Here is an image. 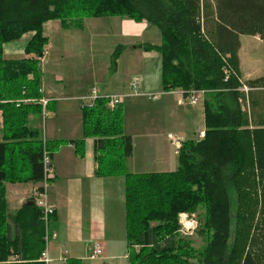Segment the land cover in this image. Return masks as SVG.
<instances>
[{"label": "trees", "instance_id": "16d2710c", "mask_svg": "<svg viewBox=\"0 0 264 264\" xmlns=\"http://www.w3.org/2000/svg\"><path fill=\"white\" fill-rule=\"evenodd\" d=\"M103 16L158 30L161 43L143 49L160 56L162 91L206 93L204 137L181 143L174 171L125 172L132 140L123 132L121 105L110 109L106 100L81 110L79 140L42 139V26L58 21L75 29L84 18ZM28 33L27 58L4 59L3 45ZM240 36L264 43V0H0V264H43L45 228L36 206L43 152L51 162L57 146L68 144L81 158L87 138L94 139L95 175L124 178L127 264H264V77L241 81ZM27 183L36 185L34 196L13 210L5 185ZM180 213L197 215L204 242L198 254L178 234Z\"/></svg>", "mask_w": 264, "mask_h": 264}, {"label": "crops", "instance_id": "0c3cea01", "mask_svg": "<svg viewBox=\"0 0 264 264\" xmlns=\"http://www.w3.org/2000/svg\"><path fill=\"white\" fill-rule=\"evenodd\" d=\"M124 20L125 28H119L117 32L122 40L120 45H118L122 48L120 50V60L122 56H128L133 59L134 55H136L137 60L152 59L159 63L158 71L156 68L155 72L149 76L142 71L145 66L143 64L141 70L139 69L137 72L130 73L126 71L125 74H122L116 80L109 78L105 84L101 85V89H96L100 96L128 94L129 81L132 77L138 75L142 80L140 85L141 94L164 93L160 94L161 97L156 101L149 100L146 96H128L123 100L127 104H130V106L144 107L147 104L150 107L151 112L145 120H142L143 127L141 128L144 133L143 144L146 149V162L164 167L170 164L168 149L157 142L158 136L152 134L151 129L158 128L159 131L164 132L171 129L172 124L175 123L178 128H184L182 132L178 131L183 136L187 123L186 120L184 118L172 120L171 114L167 112L166 115L165 110L169 108L173 100L178 105L179 99L184 98L182 92L178 90L170 92L162 91L160 56L154 51L143 49L144 45L157 46L161 43L158 30L156 28L157 31L149 28L150 26L144 23L136 24L128 20L127 23ZM82 29L61 28V31L62 33H68L71 30L82 31ZM31 36L32 34L19 48L21 54H24V47ZM43 37L47 39L46 36ZM240 38L241 36L239 37V42ZM12 43L4 44L5 48L3 45V55L16 53L14 51L18 49V46ZM136 44L141 47H138ZM240 53L241 49L238 52L239 61ZM24 58H27L25 54L20 59ZM239 64L241 66V61ZM41 86L43 85L41 84ZM65 90L60 91L55 88L45 89V87L40 89V93L42 94L41 99L47 101V107L50 105L49 101H55L51 121L45 130L44 138L47 141L79 140L82 137V112L79 108L78 99L86 93L88 94L89 90L85 94H83V91L77 89L74 92H65ZM201 117L203 121V112ZM56 121H58V124L53 123ZM123 125L124 122L122 127ZM200 131H204V129ZM123 132L130 136L132 140L133 152L131 157L126 160L131 161L135 157V141L131 133L124 131V127ZM168 135L169 133L166 135L167 139ZM168 141L172 149V155L177 160L179 149H176L169 139ZM94 158L93 138L84 140V155L81 158L75 155L74 148L71 145L60 144L55 149L51 161L54 177L44 190L45 202L53 210L50 238L46 246L48 264H63L61 259L64 257L66 259L65 264H127L128 250L125 235L124 178L122 176H115L120 178L96 176ZM113 179H117L119 184H112L113 182L111 181ZM84 182L86 184H83ZM5 188L7 201L13 210H16L34 196L36 185L32 183L6 184ZM93 244L101 246L102 256L100 258H89L88 252ZM65 251L66 254L64 255Z\"/></svg>", "mask_w": 264, "mask_h": 264}, {"label": "rangeland", "instance_id": "374dc122", "mask_svg": "<svg viewBox=\"0 0 264 264\" xmlns=\"http://www.w3.org/2000/svg\"><path fill=\"white\" fill-rule=\"evenodd\" d=\"M124 19L118 17L103 16L100 18H84L80 21L79 28H83L82 31L71 30L68 33H62L61 26L58 21H49L42 26V35L47 37V43L45 45V52L42 58L41 65V84L45 89L55 88L56 90L66 89L65 92H74L77 90L83 91L85 94L92 89L99 88L105 84L109 78L116 80L120 78L126 71L137 72L141 70V66L144 64L142 71L149 75L158 71L159 63L152 59H136V55L133 59L128 56H122L120 60L119 56L116 59L115 66H110V61L113 53L122 40L118 35L119 28H125ZM128 23L132 20H124ZM133 23H136L133 21ZM137 24V23H136ZM149 28L155 29L154 26ZM156 30V29H155ZM157 31V30H156ZM30 33L23 35L21 39L12 44H16L18 49L14 52L18 53L19 48L28 40ZM241 53H240V79L242 82L247 80L264 77V43L260 39L241 36ZM138 45V44H136ZM5 48V45H4ZM8 53L3 55L4 59H20L24 57V54L20 52ZM239 58V56H238ZM239 61V63H240ZM117 66V70H116ZM116 70V71H115ZM141 79L140 76L136 75ZM142 81V80H141ZM111 82V81H110ZM110 91V90H109ZM64 92V93H65ZM164 92V91H163ZM148 94V93H145ZM164 93L149 94L155 95L156 101ZM205 92L200 95L202 102ZM87 95V93L85 94ZM84 95V96H85ZM66 97V96H64ZM147 98V97H146ZM247 95L246 99L247 100ZM54 100L49 101V106L45 108L37 128L40 131L42 139H45V130L51 121L52 113L54 112ZM188 99H179V103H170L169 108H166L165 112H169L172 116V120L177 118H184L186 120V127L183 136L178 131L184 129L178 128L175 123L172 124V128L164 132L159 131L158 128L151 129L152 134L158 136L157 142L160 145H164L169 152L170 164L167 166H159L146 162V156L143 144V135L141 128L143 127L142 120L148 117L151 112L150 107L147 106H130L127 102L122 101L121 108L124 117V131L131 133L135 141V157L131 161H126L125 172L127 173H157V172H171L177 168V160L172 155V149L169 146V141L166 138L167 133L171 134L176 140L184 142V140H197L198 132L204 129V123L202 121V105L199 103L196 106H190ZM248 112L249 107L247 104L243 106ZM243 109V110H244ZM158 111V110H157ZM159 114V112H158ZM58 124V121L53 122ZM64 126V125H63ZM172 146V145H171ZM53 172V170H52ZM51 177H54L51 174ZM120 178V177H114ZM112 184H119L117 179H113ZM48 181L47 184H50ZM83 184H86L85 182ZM229 201L231 206V215L234 213L235 196L233 191H229ZM183 220H180L181 216ZM178 219V234L186 239L190 240V244L195 248L197 254L203 249L204 242L197 236L196 231L199 226L196 213H180ZM194 221V222H193ZM191 223V231L188 233L183 229V224ZM188 234L184 236L182 233ZM191 264H199L195 260H192Z\"/></svg>", "mask_w": 264, "mask_h": 264}, {"label": "built area", "instance_id": "2783aa9c", "mask_svg": "<svg viewBox=\"0 0 264 264\" xmlns=\"http://www.w3.org/2000/svg\"><path fill=\"white\" fill-rule=\"evenodd\" d=\"M40 63H42V58L39 59ZM140 85H141V79L137 76H134L131 78V80L129 81V93L128 94H119V95H110V96H100L97 92V89H92L87 95L81 97L78 99L79 102V108L80 110L85 109L86 107L92 106L93 103L96 100H106L107 101V107L110 109H114L116 108L118 105H121L122 101L128 97V96H146L149 100L154 101L156 99L155 95H149V94H141L140 93ZM241 92H243L245 95H247L248 92V88H246L245 86H243L240 89ZM203 93V91H191L189 92L188 97L184 98L183 100L188 99V104L190 106H196L199 103H201L200 100V95ZM39 103L41 104L42 107V112L45 110L46 106H47V101L44 99H40ZM168 139L173 143V145L175 146L176 149H179L181 146L180 141L176 140L172 135H168L167 136ZM204 137V131H200L198 133L197 136V140H200ZM42 165H43V176H44V182L42 184V192L39 194V199L36 201V206L38 208L41 209L42 211V222L45 228V236L43 238L44 240V251L41 254L39 261L42 262L43 264H48L49 260L47 257V251H46V246H47V242L50 238V222H51V217L53 216V210L51 207H49L46 202H45V194H44V190L47 186V182L49 180H52L53 177H51V174H53L52 172V166H51V162L48 158L47 153L44 151L43 152V157H42ZM185 217V215H182L180 220H183ZM194 222V221H193ZM191 223L188 224H183V229L186 232H190L191 229ZM182 233V232H181ZM183 234V233H182ZM184 236H187L188 234H186L184 232L183 234ZM66 254V251L64 252V255ZM89 258L90 259H97L100 258L102 256V248L99 244H93L88 252ZM61 262L63 264L66 263V259L65 257L61 259Z\"/></svg>", "mask_w": 264, "mask_h": 264}, {"label": "water", "instance_id": "95a60500", "mask_svg": "<svg viewBox=\"0 0 264 264\" xmlns=\"http://www.w3.org/2000/svg\"><path fill=\"white\" fill-rule=\"evenodd\" d=\"M138 47H141L140 45H138Z\"/></svg>", "mask_w": 264, "mask_h": 264}, {"label": "bare ground", "instance_id": "6f19581e", "mask_svg": "<svg viewBox=\"0 0 264 264\" xmlns=\"http://www.w3.org/2000/svg\"><path fill=\"white\" fill-rule=\"evenodd\" d=\"M248 92H249V89H248Z\"/></svg>", "mask_w": 264, "mask_h": 264}]
</instances>
